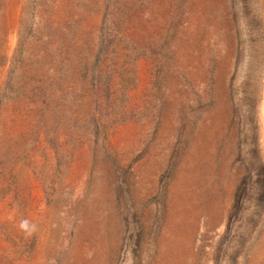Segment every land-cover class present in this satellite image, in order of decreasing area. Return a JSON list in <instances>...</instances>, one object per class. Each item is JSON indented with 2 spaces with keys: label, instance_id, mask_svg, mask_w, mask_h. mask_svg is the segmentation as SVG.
Returning a JSON list of instances; mask_svg holds the SVG:
<instances>
[{
  "label": "rangeland",
  "instance_id": "374dc122",
  "mask_svg": "<svg viewBox=\"0 0 264 264\" xmlns=\"http://www.w3.org/2000/svg\"><path fill=\"white\" fill-rule=\"evenodd\" d=\"M0 264H264V0H0Z\"/></svg>",
  "mask_w": 264,
  "mask_h": 264
},
{
  "label": "bare ground",
  "instance_id": "6f19581e",
  "mask_svg": "<svg viewBox=\"0 0 264 264\" xmlns=\"http://www.w3.org/2000/svg\"><path fill=\"white\" fill-rule=\"evenodd\" d=\"M20 1V0H19ZM16 1H14L13 3H14V5H13V7H12V9H14V7H15V5H16V3H15ZM17 7V6H16Z\"/></svg>",
  "mask_w": 264,
  "mask_h": 264
}]
</instances>
